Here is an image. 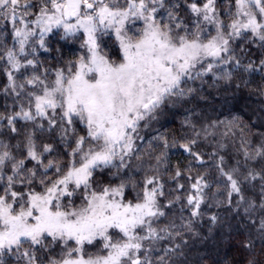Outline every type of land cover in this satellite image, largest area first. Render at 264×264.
<instances>
[{"label": "snow or ice", "instance_id": "obj_1", "mask_svg": "<svg viewBox=\"0 0 264 264\" xmlns=\"http://www.w3.org/2000/svg\"><path fill=\"white\" fill-rule=\"evenodd\" d=\"M0 264H264V0H0Z\"/></svg>", "mask_w": 264, "mask_h": 264}, {"label": "trees", "instance_id": "obj_2", "mask_svg": "<svg viewBox=\"0 0 264 264\" xmlns=\"http://www.w3.org/2000/svg\"><path fill=\"white\" fill-rule=\"evenodd\" d=\"M223 249H221V255H223ZM231 257L233 258V259H235V258H237V254L235 253V252H232L231 253ZM240 258L242 259L243 257H242V254L240 255Z\"/></svg>", "mask_w": 264, "mask_h": 264}]
</instances>
